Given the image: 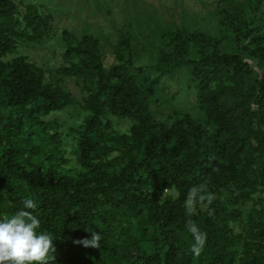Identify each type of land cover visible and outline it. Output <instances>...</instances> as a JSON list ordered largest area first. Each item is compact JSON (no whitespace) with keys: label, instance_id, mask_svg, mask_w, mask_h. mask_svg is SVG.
I'll use <instances>...</instances> for the list:
<instances>
[{"label":"trees","instance_id":"16d2710c","mask_svg":"<svg viewBox=\"0 0 264 264\" xmlns=\"http://www.w3.org/2000/svg\"><path fill=\"white\" fill-rule=\"evenodd\" d=\"M223 13L239 31L240 21ZM51 27L50 15L36 5L20 11L13 0H0V57L18 39L37 41ZM62 39L68 65L57 72L97 77L85 98L88 114L74 149L78 165H63L58 134H48L40 118L65 106L67 94L57 83L45 84L39 68L24 56L0 58V115L11 135L0 150V218L22 208L25 198L34 200L38 231L54 235V259L47 264H264V197L258 209L242 217L227 204L249 201L257 185H264V78L241 54L215 45L202 58H187L186 43L175 31L176 64L189 65L203 118L173 113L170 123L155 122L147 107L157 78L143 85L130 73L129 60L105 70L91 34L76 41L63 31ZM255 41L264 47V35ZM106 112L130 119L129 131L109 130ZM117 150L119 157L103 158ZM200 184L212 194L231 186L235 194L205 200L204 209L197 204L190 218L207 235L197 257L184 201ZM168 189L176 198L157 196ZM238 217L247 239L239 255L233 244L241 235L229 223ZM89 230L101 235L100 248L73 243L90 239Z\"/></svg>","mask_w":264,"mask_h":264},{"label":"rangeland","instance_id":"374dc122","mask_svg":"<svg viewBox=\"0 0 264 264\" xmlns=\"http://www.w3.org/2000/svg\"><path fill=\"white\" fill-rule=\"evenodd\" d=\"M13 1L20 11L23 6L33 4L40 12L51 17L52 27L48 36L37 41L20 38L0 58L2 61H10L17 56H24L39 68L45 84L57 83L67 94L69 102L59 111L40 116L44 120L45 131L48 134H58L60 145L65 150L63 165L66 167L78 165L74 149L88 114L85 98L96 88L97 77L85 74L66 76L57 72L60 66L68 65L63 57V31L76 41L84 34L95 36L105 70L129 60L130 73L136 74L143 85L147 86L157 78L147 107L155 122L170 123L173 113H188L195 120L203 118V112L196 103L190 67L176 64L171 42L175 31L182 35L186 43L187 58H202L215 45L222 52L241 54L259 77L264 78V47L255 41L257 37L264 35V0ZM223 11L240 21L239 31L232 26V23L235 24L234 20H228ZM105 117L111 122L109 130L117 133L128 132L132 124L130 119L115 117L109 112L105 113ZM10 139L11 135L4 130L0 115V150ZM120 155L121 150H117L103 158L110 160ZM147 191L149 193L151 190ZM156 194L170 199L177 196L171 189L158 190ZM213 194L214 199L226 200L233 197L235 191L230 186ZM263 197L264 185L259 184L249 201L234 204L229 201L227 204L230 209H239L242 217L251 209H258L263 204L258 200ZM206 205L201 204L200 208L204 209ZM241 217L229 222L235 233L241 235L233 244L238 255L246 248L243 241L247 240L243 229L246 226ZM248 249L254 253V249Z\"/></svg>","mask_w":264,"mask_h":264},{"label":"clouds","instance_id":"9594fccd","mask_svg":"<svg viewBox=\"0 0 264 264\" xmlns=\"http://www.w3.org/2000/svg\"><path fill=\"white\" fill-rule=\"evenodd\" d=\"M214 194L207 192L206 185L200 184L189 189L185 201V214L189 217L186 229L191 233L194 243L191 252L199 256L204 248L207 235L202 232L190 218L196 214V206L205 200L208 203L214 199ZM37 203L29 198L22 201V208L13 215L0 218V264H47L54 259V235L47 231H38L40 220L34 214ZM91 231L90 239L73 241L84 247L100 248L101 235Z\"/></svg>","mask_w":264,"mask_h":264}]
</instances>
